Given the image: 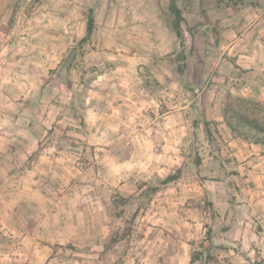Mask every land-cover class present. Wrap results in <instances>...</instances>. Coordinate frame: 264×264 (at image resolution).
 I'll return each mask as SVG.
<instances>
[{"label": "rangeland", "instance_id": "obj_1", "mask_svg": "<svg viewBox=\"0 0 264 264\" xmlns=\"http://www.w3.org/2000/svg\"><path fill=\"white\" fill-rule=\"evenodd\" d=\"M176 1L182 38L171 0H0V264H264L258 134L229 125L264 126V0ZM108 136L132 174L102 172ZM45 198L67 239L26 255L4 215Z\"/></svg>", "mask_w": 264, "mask_h": 264}, {"label": "crops", "instance_id": "obj_2", "mask_svg": "<svg viewBox=\"0 0 264 264\" xmlns=\"http://www.w3.org/2000/svg\"><path fill=\"white\" fill-rule=\"evenodd\" d=\"M4 93H5V99H6L7 95H8L7 94L8 93L7 88H5L4 90L3 89L0 90V96L4 97V95H3ZM6 101H5V105L2 104V106H5V110L7 107L6 104H8ZM197 105L198 104H196L195 108L197 107V108H199V110H201L200 107H198ZM186 107H188V106H184L182 108H186ZM8 114L9 113H7V115L5 114V117L0 119V128H3L4 125H7L6 123H12V121H11L12 119L9 117ZM16 123H18V122H16ZM24 126L29 127L30 124L28 122H26L24 124ZM105 139H106L105 144L107 146H105V147H97V146L91 147L90 148L91 154L94 153L95 157L100 156L99 158L102 161L106 160V161H103L102 172H104L108 175L120 174L121 172H119L118 170H114V169H120V168L119 167L117 168L111 162V160L120 161L124 158L133 157V156H130L128 154H124V148L119 146V144H120L119 137L113 136V138H110L108 136ZM22 141H24V140H22ZM25 142H26V140H25ZM11 143H12L11 136L6 135V131H0V159L7 158V157L9 158L13 155V148L11 146H9V145H11ZM57 143H58L57 146L62 145V142L60 140ZM86 143H88V142H86ZM240 143H241V146H239L238 144H237V146L240 147L239 152L241 153L242 156H244L243 159H248V158H250V160L256 159L257 161H259V163L256 166H259L260 169L263 168L264 167V148L262 147V145L254 144L252 142L245 141V140H243ZM258 151H261V153H259V154H261L260 157L259 156L254 157L253 156L254 153L256 154V153H258ZM99 162L100 161H98V163ZM129 167H132V165H130ZM120 170L122 171V169H120ZM122 173L123 174H132V170L122 171ZM19 200L22 201V199L14 198V200H11V201L9 200L8 203L11 202L13 204V203H16V201H17V205L19 203V206H16V204H14L15 208H17L19 210L24 209V207L27 208V206H24L25 204H23V205L20 204L21 201H19ZM44 201L50 205L47 206V205L43 204V207H41L42 210L37 205L36 206L37 210H35V212L37 211L38 215L33 214V213L26 214L27 211H24L25 213L21 212V214L20 213H18L17 215L15 214L16 216H14L11 219L8 217V215H4L5 219L7 220V223L13 224L15 230H17L19 228H22V229L25 228V230L23 231L21 243L24 244V246L22 248H23V250H25V252H23V253L26 255H32V256L34 254L42 255V254L49 253V251H51L50 254H52L53 250H54V244H56V243L63 244L64 243L63 241L65 239H67V235L64 234L63 232H67V231H65V229L69 228V225L67 226L66 225L67 222H65L64 226H61V219H60V217H57V211H56L58 208L57 206H59L58 202H56V200H52L50 202H47L48 200L46 198ZM20 205H22V206H20ZM9 208H13V207L9 206ZM43 208L48 209L49 213L40 215L38 213V210H40L41 212H44ZM28 210L31 211L29 208H28ZM27 224H28V226H33V228L35 230H33V231L30 230V227H29V229H27V227H26ZM62 228H64V229L62 230ZM14 229H12L13 233L15 231ZM33 262L37 263V259L35 261H31L30 264H33Z\"/></svg>", "mask_w": 264, "mask_h": 264}, {"label": "trees", "instance_id": "obj_3", "mask_svg": "<svg viewBox=\"0 0 264 264\" xmlns=\"http://www.w3.org/2000/svg\"><path fill=\"white\" fill-rule=\"evenodd\" d=\"M171 10L176 16V21H175V31L178 35V37L182 38L183 37V31H182V26H181V20H182V12L180 8L177 6V1L176 0H171L170 4ZM95 28V18L93 15H91L88 18L87 21V36L84 38L86 39L87 37H90L94 31ZM240 102L245 101V99H240ZM246 102V101H245ZM247 103V102H246ZM232 106L229 104V107ZM228 109V108H227ZM228 112V110H227ZM235 116L238 117V125H235L233 122H229L230 127L234 131H238L241 126H249L250 128L254 129L256 131V134H258V138L256 139V143L258 144H264V126L256 122L255 120L249 118L247 115L242 114L239 115V111L233 110ZM175 175H170L166 179L167 181L175 179Z\"/></svg>", "mask_w": 264, "mask_h": 264}]
</instances>
